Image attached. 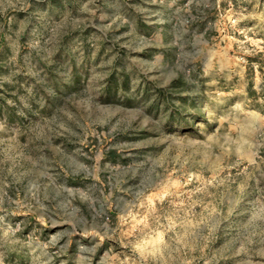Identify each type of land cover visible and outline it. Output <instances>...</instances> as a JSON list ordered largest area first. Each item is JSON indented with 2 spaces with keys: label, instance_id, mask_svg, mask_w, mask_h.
I'll return each instance as SVG.
<instances>
[{
  "label": "rangeland",
  "instance_id": "rangeland-1",
  "mask_svg": "<svg viewBox=\"0 0 264 264\" xmlns=\"http://www.w3.org/2000/svg\"><path fill=\"white\" fill-rule=\"evenodd\" d=\"M0 264H264V0H0Z\"/></svg>",
  "mask_w": 264,
  "mask_h": 264
}]
</instances>
